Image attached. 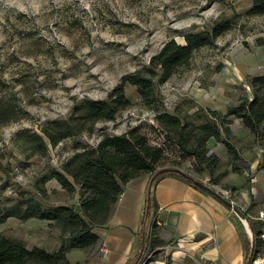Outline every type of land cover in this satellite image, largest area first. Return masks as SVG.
<instances>
[{"label":"rangeland","instance_id":"1","mask_svg":"<svg viewBox=\"0 0 264 264\" xmlns=\"http://www.w3.org/2000/svg\"><path fill=\"white\" fill-rule=\"evenodd\" d=\"M251 1L0 0V102L19 113L0 122V211L24 207L21 201L28 196L40 199L43 208L76 205V191L64 190L54 178L40 182L41 174L58 168L83 146L95 145L103 134L119 135L138 125L150 143L164 150L157 166L195 171L197 159L166 139L155 115L157 110L176 112L189 128L206 121L199 108L223 110L248 91L249 78L264 71V14H246ZM219 17L232 19L233 27L159 84L160 106L147 107L135 86L125 84L130 104L113 120L98 121L90 132L49 146L43 156L30 154L18 139L21 133L39 132L47 121L67 117L85 98L107 99L120 77L141 69L165 41L183 42L185 33L201 31ZM212 149L219 159L222 147ZM0 236L21 241L27 250L51 252L59 246L61 229L51 220L8 216L0 223ZM246 237L250 240L247 229ZM65 253L90 264L88 249ZM30 260L26 264H50ZM139 264L198 263L147 248Z\"/></svg>","mask_w":264,"mask_h":264},{"label":"trees","instance_id":"2","mask_svg":"<svg viewBox=\"0 0 264 264\" xmlns=\"http://www.w3.org/2000/svg\"><path fill=\"white\" fill-rule=\"evenodd\" d=\"M246 14H264V0H252ZM232 27V19L219 17L201 31L185 33L183 42L168 39L149 57L141 69L122 75L107 99L85 98L67 117L47 121L39 132L21 133L18 139L27 146L30 154L43 156L49 146L54 147L67 137L90 132L98 121L113 120L120 110L130 104L125 96V84L135 86L147 107H152L155 102L159 105L161 102L157 90L159 84L188 64L194 52L212 44L218 36ZM251 88L252 98H240L236 105L229 107L225 116L233 115L240 118L255 135L263 148L260 166H264V129L261 126V122L264 121V75L253 77ZM18 115L13 106L0 102V122L15 119ZM155 118L168 141L175 143L183 154L192 155L197 159L196 169L202 166L210 168L217 163V156L208 153L207 143L211 138L221 142L229 153L239 158L234 146L222 139L221 125L216 119H208L200 125L188 128V122L181 119L176 112L157 110ZM151 128L156 131L155 127ZM164 157L162 146L150 143L142 126L138 125L119 135L103 134L95 145L83 146L66 158L58 168L48 167L41 174L39 181L45 182L54 178L64 190L77 192L78 203L48 205L43 208L40 199L28 196L21 201L24 207L16 206L4 212L0 211V223L8 216H15L21 220L34 217L58 222L61 229L59 246L51 252L38 247L27 250L21 241L0 236V263L26 264L33 259L30 261L34 263L45 261L50 264H68L66 250L86 248L96 243L97 236L92 229L105 222L123 185L135 177L148 173L150 192H147L143 203L141 228L136 233L133 253L124 262L139 264L147 250L150 233L154 229L152 220L156 202L152 188L156 182L162 176L171 174L201 188L198 180L187 171L174 165L157 166ZM239 213L247 220L245 212L240 208ZM249 226L255 237L253 244L247 237L244 240L245 264L255 253L258 240L257 231L250 223Z\"/></svg>","mask_w":264,"mask_h":264},{"label":"crops","instance_id":"3","mask_svg":"<svg viewBox=\"0 0 264 264\" xmlns=\"http://www.w3.org/2000/svg\"><path fill=\"white\" fill-rule=\"evenodd\" d=\"M261 75L264 71L252 75L247 81L248 91L243 90L223 110L198 109L206 121L216 119L220 123L222 139L234 146L239 158L229 153L221 142L211 138L209 144L222 147L216 165L210 168L202 166L190 172L198 181L226 191L231 201L245 212L256 231L260 226L258 213L264 211V166H260L263 148L240 118L225 115L240 98H252L251 80ZM261 126L264 129V121ZM207 147L208 153L217 156L213 147ZM148 186V173L127 181L105 222L92 229L97 236L96 243L86 248H74L88 249L90 264H124L133 253ZM152 195L156 209L152 220L154 229L147 247L151 252L169 253L171 258L178 260L191 257L198 264H245L246 228L240 217L220 199L171 174L156 182ZM101 245L106 247L105 255L99 251ZM263 249V243L257 240L255 252ZM66 259L68 264H82L83 257L81 260L74 255Z\"/></svg>","mask_w":264,"mask_h":264},{"label":"built area","instance_id":"4","mask_svg":"<svg viewBox=\"0 0 264 264\" xmlns=\"http://www.w3.org/2000/svg\"><path fill=\"white\" fill-rule=\"evenodd\" d=\"M258 218L260 220V226L259 229L257 230L256 238L260 240L264 246V211H260L258 213ZM242 222L245 225L246 229L248 230V235L251 241L250 243L253 244V239L255 236H253V233L251 231L250 226L247 223V220L242 219ZM99 251L102 255H105L106 253L105 245H101L99 247ZM249 264H264V249L260 252L253 253L252 257L250 258Z\"/></svg>","mask_w":264,"mask_h":264},{"label":"water","instance_id":"5","mask_svg":"<svg viewBox=\"0 0 264 264\" xmlns=\"http://www.w3.org/2000/svg\"><path fill=\"white\" fill-rule=\"evenodd\" d=\"M198 184L201 188H203L204 190L208 191L209 193H211L212 195H214L215 197H217L218 199H220L226 206H228L229 208H231L241 219L246 220L240 213H239V207L236 206L231 199L228 197L226 191H224L223 189H221L220 187H213L210 186L208 184H205L201 181H198ZM150 187V186H149ZM148 187V193L150 192V188ZM252 254V252H251ZM250 259L246 262V264H249Z\"/></svg>","mask_w":264,"mask_h":264}]
</instances>
